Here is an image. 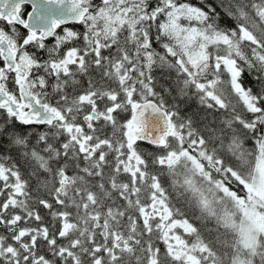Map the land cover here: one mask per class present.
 Listing matches in <instances>:
<instances>
[{
  "label": "snow or ice",
  "instance_id": "obj_1",
  "mask_svg": "<svg viewBox=\"0 0 264 264\" xmlns=\"http://www.w3.org/2000/svg\"><path fill=\"white\" fill-rule=\"evenodd\" d=\"M0 22V264H264V0Z\"/></svg>",
  "mask_w": 264,
  "mask_h": 264
},
{
  "label": "flooded vegetation",
  "instance_id": "obj_2",
  "mask_svg": "<svg viewBox=\"0 0 264 264\" xmlns=\"http://www.w3.org/2000/svg\"><path fill=\"white\" fill-rule=\"evenodd\" d=\"M30 9H31V5H27V6L25 7V12H29ZM0 23H2V22H0ZM71 26H72L71 24L66 25V27H71ZM74 27L76 28V30H81V28H80L79 25H75ZM49 42L51 43V41H49Z\"/></svg>",
  "mask_w": 264,
  "mask_h": 264
},
{
  "label": "trees",
  "instance_id": "obj_3",
  "mask_svg": "<svg viewBox=\"0 0 264 264\" xmlns=\"http://www.w3.org/2000/svg\"><path fill=\"white\" fill-rule=\"evenodd\" d=\"M192 2H193V3H198V2H199V0H192ZM161 83H163V81H161ZM192 106L194 107V104H193ZM209 227H212V225H211V224H209Z\"/></svg>",
  "mask_w": 264,
  "mask_h": 264
},
{
  "label": "water",
  "instance_id": "obj_4",
  "mask_svg": "<svg viewBox=\"0 0 264 264\" xmlns=\"http://www.w3.org/2000/svg\"><path fill=\"white\" fill-rule=\"evenodd\" d=\"M37 3H38V4H39V3H42V0H37ZM29 12H31V9H30Z\"/></svg>",
  "mask_w": 264,
  "mask_h": 264
},
{
  "label": "rangeland",
  "instance_id": "obj_5",
  "mask_svg": "<svg viewBox=\"0 0 264 264\" xmlns=\"http://www.w3.org/2000/svg\"><path fill=\"white\" fill-rule=\"evenodd\" d=\"M226 238L230 239V236L229 237H226Z\"/></svg>",
  "mask_w": 264,
  "mask_h": 264
}]
</instances>
